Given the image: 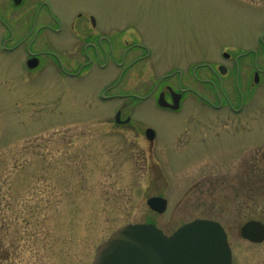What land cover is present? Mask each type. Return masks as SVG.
Here are the masks:
<instances>
[{
  "label": "rangeland",
  "instance_id": "1",
  "mask_svg": "<svg viewBox=\"0 0 264 264\" xmlns=\"http://www.w3.org/2000/svg\"><path fill=\"white\" fill-rule=\"evenodd\" d=\"M44 1L64 29L52 38L57 48L79 13L102 31L125 28L128 39L152 49L127 74V90L144 92L171 66L212 60L214 51L261 49L264 33V0ZM24 59L0 51V264H92L123 225L152 224L170 235L195 219L223 227L232 264H264V241L250 243L239 230L250 220L264 224V80L247 108L252 132L230 136L227 112L222 132L229 135L215 138V113L188 103L168 113L138 102L136 126H119L111 116L117 100L96 99L114 71L58 79L48 66L28 73ZM149 126L165 145L158 149L164 157L141 137ZM246 143L253 145L250 165L247 151L235 150ZM155 196L167 200L161 214L146 204Z\"/></svg>",
  "mask_w": 264,
  "mask_h": 264
},
{
  "label": "flooded vegetation",
  "instance_id": "2",
  "mask_svg": "<svg viewBox=\"0 0 264 264\" xmlns=\"http://www.w3.org/2000/svg\"><path fill=\"white\" fill-rule=\"evenodd\" d=\"M48 4L44 0H0V51L23 53L24 67L28 73L48 66L56 72L58 79L62 77L78 81L88 76L93 68L114 71L112 76L116 74V77L108 84L105 80L103 84L106 85L97 89L96 99L106 102L117 100L114 102L118 106L113 107L111 116L119 126H136L133 121L136 104L153 101L157 109L168 113H180L186 103L212 110L218 127L215 138L229 135L222 132L223 116L227 112L233 123L230 136L236 138L238 134L243 136L252 132L248 104L250 106L264 80V33L259 38L261 49H248L235 54L223 51L218 55L214 51L209 56L212 58L209 62L203 60L185 69L180 65L171 66L168 73L152 82L144 92L141 89L127 90V74L135 72L152 57V49L138 38L128 39L125 28L113 30V33L102 31L93 17H83L79 13L70 19L68 40L57 48L52 38L61 35L64 29ZM216 58L230 61V65L216 63ZM244 68L250 70L245 72ZM185 122L188 124L187 118L183 119L184 127ZM184 127L180 129L178 137L183 134ZM147 129L153 130L152 138L147 136ZM141 137L148 144L150 152L156 149V154L163 156L158 149L165 145L160 142L153 127H145ZM252 147V144L246 143L235 149L247 151V165L252 164ZM222 153L216 151L215 154L220 156ZM239 153L227 156L233 157Z\"/></svg>",
  "mask_w": 264,
  "mask_h": 264
},
{
  "label": "water",
  "instance_id": "3",
  "mask_svg": "<svg viewBox=\"0 0 264 264\" xmlns=\"http://www.w3.org/2000/svg\"><path fill=\"white\" fill-rule=\"evenodd\" d=\"M159 105H163L160 99ZM146 134L152 138L153 130ZM147 205L163 213L167 202L152 197ZM239 230L244 240L264 241L259 221L250 220ZM92 264H232V252L225 230L213 220L195 219L168 236L152 224H127L98 247Z\"/></svg>",
  "mask_w": 264,
  "mask_h": 264
}]
</instances>
